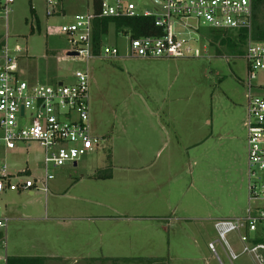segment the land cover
Listing matches in <instances>:
<instances>
[{"label": "rangeland", "instance_id": "1", "mask_svg": "<svg viewBox=\"0 0 264 264\" xmlns=\"http://www.w3.org/2000/svg\"><path fill=\"white\" fill-rule=\"evenodd\" d=\"M124 1L134 3L138 8L150 11L155 9L152 0ZM92 2L62 0L64 15L61 13L47 17L42 0H33V3L27 0L16 1L8 22L9 36L12 46L19 45L27 51L22 62V68L26 71L24 80L55 86L59 81L69 82V78L77 71H88L91 124L100 118L105 125L118 129L123 123H132L133 120L146 124L147 120L157 117H175L182 124L178 127L182 135L181 142L177 143L169 137L162 156L146 158L145 162L149 166L139 164L143 159L129 158L128 161L136 166L125 170L109 166L108 150L101 142V150L81 158L74 173L69 165L53 170L55 178L49 184L48 195L40 190L35 191L33 196L4 193L0 197V204L4 210L12 207L18 221L9 223L8 228L2 232L1 256L51 254L52 258L70 257H63L62 262L51 259L54 262L50 264H99L96 257L102 255L96 251L95 246L101 241L94 234L96 227L80 222L84 220L82 218L91 215L89 208H95L94 203L98 202L103 203L102 214L105 216L111 215L109 205L126 211L129 204L138 201L142 204L144 201H157L154 194H166L171 185L177 187L178 197L174 195V198L183 201L184 207L191 205L187 204L189 200L193 202L191 208L187 207L189 210L186 213L191 220L187 225L188 234L175 233L176 229L168 233L165 230V223H168L166 219L167 222H161L158 232L153 231V228L138 231L141 227L138 224L134 228L125 223L111 228L104 225L98 229L103 232V243L106 246L103 257L114 258L121 262L118 264H131L128 258L136 261L132 264H149L146 258L152 256L164 259L162 264H264V250L259 253L262 259L242 253L243 245L238 232H231L226 237L233 252L239 255L238 260L231 261L229 248L220 239L212 223H205L208 229L206 235L198 236L193 231L196 229L195 215L199 216L201 211L209 215L214 214L218 206L223 204H230L232 212L238 211L239 205L242 208L248 206L247 194L244 192L248 183L249 90L247 63L243 57L244 45L233 36V51L228 47L230 43H222L228 40L227 37H219L216 39L217 47L208 45L207 54L198 59H134L127 58L129 56L126 54L130 39L118 35L111 28L104 40L111 46H118L119 57L94 58L90 61L68 57L69 46L61 28L71 24L77 16L92 11ZM32 6L37 9L40 28L30 13ZM260 20L264 22V15ZM3 27L4 22H0L2 35L5 32ZM177 31L187 35L183 29ZM195 45L203 49L205 43ZM253 85L252 95L264 97V71L257 74ZM195 130L199 133L190 137ZM139 137L142 138V135ZM173 148H178L180 157L175 159L174 167L164 170ZM28 151L23 148L9 151L0 147V169L7 165L12 173H17L25 165L30 167L34 177L43 176V150L33 144ZM112 174L113 179L108 180ZM190 184L194 188L190 189L191 195L188 196ZM199 206L205 207V210L201 208L195 211ZM30 218L36 221H22ZM79 231L86 232L87 240L93 243L88 249L73 255H70L72 253L67 248L61 247V250L54 251L57 242L50 235L65 232L72 235ZM111 233L118 236L113 239L119 242L118 250L107 249ZM124 234H127L128 242L134 243L133 248H126ZM254 235L264 240L262 230ZM80 239L85 240L83 236ZM210 241L214 243L216 253L209 249ZM85 256L87 260L83 259ZM0 264H4L2 260ZM103 264L111 262L104 261Z\"/></svg>", "mask_w": 264, "mask_h": 264}, {"label": "built area", "instance_id": "2", "mask_svg": "<svg viewBox=\"0 0 264 264\" xmlns=\"http://www.w3.org/2000/svg\"><path fill=\"white\" fill-rule=\"evenodd\" d=\"M17 0H0V147L9 151L19 148L29 150L38 145L44 154V174L34 177L28 169L11 174L9 167L0 169V197L6 192L32 193L40 190L49 194V184L54 180L55 169L74 165L81 158L96 152L102 139L93 134L90 115V77L88 71H77L69 82L59 81L55 86L33 84L24 80L22 68L26 50L12 46L9 36V18ZM45 14H61V0H42ZM259 0H152L154 11L138 8L134 3L103 0L98 10L77 16L71 24L61 28L69 46L68 53L90 61L94 58H117L118 46L105 43L99 53L94 43L95 23L106 19L153 18L160 36L134 37L131 32H121L130 39L127 58L145 60H179L201 58L213 34L246 36L243 57L247 63L249 97L247 103V162L249 207L243 218L219 221L215 228L220 239L231 251L233 261L239 259L228 245L226 237L231 232L247 229L254 233L264 230V97L252 95L257 74L264 71V41L253 40L254 13ZM183 29L187 35L177 33ZM205 30V31H204ZM203 40V41H202ZM204 42L201 49L195 43ZM25 52V53H24ZM67 53V54H68ZM29 152V151H28ZM0 204V231L5 230L9 218ZM243 254L261 258L264 244L253 245L241 236ZM216 253L214 243L209 245ZM262 259V258H261Z\"/></svg>", "mask_w": 264, "mask_h": 264}, {"label": "crops", "instance_id": "3", "mask_svg": "<svg viewBox=\"0 0 264 264\" xmlns=\"http://www.w3.org/2000/svg\"><path fill=\"white\" fill-rule=\"evenodd\" d=\"M27 1L30 3H33V0H27ZM62 5L63 4L61 0L60 10H61V13L64 15ZM92 5H93V2H92ZM32 7L36 11V15L38 17L37 9H35L34 6ZM166 61H169V60H166ZM166 61H162V62H166ZM160 111L164 113V110L161 109ZM179 125H182V124L175 117H171V118L157 117V119L147 120L146 124H144L142 121L133 120L132 123H123L122 125H120V127H118V129H116L115 127H110V126L105 125V123L102 120H100V118L99 120L97 119L96 122L94 121L93 124H91L93 134L97 135L98 137L102 139L101 142L105 144V147L108 150L107 157L109 160V166L111 165L112 167L114 166L115 168H122L124 170L130 167L133 168L136 166V165L134 166L132 161H128L129 158L143 159V161L139 160L140 161L139 164H142V165L147 164V166H149L148 162H145L146 158L151 157L153 155H156L157 157L159 155L162 156V153L166 150V147H167L166 141H168L169 137L174 139V141L177 143L181 142L182 135L180 131L178 130ZM94 127H95V130H94ZM194 133H196L197 135L199 131L195 130L191 132L190 137L194 136ZM141 135H142V138L139 137ZM142 143H144L143 146H142ZM99 150H101L100 146L96 152H93L91 154L98 153ZM177 151H178V148H173L171 150V153L169 154L170 157L168 158L169 160H167L166 165H164L165 166L164 170L174 167L173 164L175 163V159L180 157V152H177ZM27 163L28 161L25 162V164ZM150 165H153V164H150ZM78 166H79V161L70 167L73 173H74V169L78 168ZM25 169H28L30 171L29 172L30 174L33 173L30 167L25 166V165L22 166V168L16 172L18 173L19 171H22ZM246 172H247V179H248L247 160H246ZM10 173L15 174V172L12 173L11 171ZM107 179L112 180L113 174ZM193 188H194L193 184H190V187L187 190L188 196L191 195L190 189H193ZM177 190H178L177 187L170 185L167 191L168 197H167V192L166 194H163V195L154 194V197L156 198L157 201L152 200L150 203H147V201H144L143 204L140 201H138L135 204L134 203L129 204L126 211L119 210L115 205H109L108 210L111 212V215H106V216L102 214V209L104 206L103 203L95 202L94 203L95 208H89V210L91 211L90 212L91 215L87 216L86 218L87 220L85 218H82L84 220H81L80 222H86L96 227V231L94 232V234L96 238L100 239L101 242L99 244L100 246L96 245L95 248L97 249L96 251H99L100 254L102 255L101 257H96L97 258L96 260L99 261L98 263L103 264L104 261L111 262V264L121 263L120 261H115L114 258L105 257V256L103 257V254H104L103 251L104 249H106V246L103 243V237H104L103 232L101 230L98 231V229L103 228L104 225H109V227L111 228V227L117 226L120 223H125V224H130L128 226H131L134 228V226L138 224L141 226L140 228H138V231H144L146 228H153L154 229L153 231L158 232L160 229L159 226L160 224H162L161 222H164V223L167 222L165 221L166 219L168 220V223L167 224L165 223V225L167 226L165 230L168 233H171V232L173 233L174 229H176L175 233H178L180 235H187L189 231L187 230V225H189L188 222L191 221L188 219V214H186L189 210L187 207L191 208L193 206V202H190L189 200L187 204L188 205L191 204V205L184 207L183 201H179L178 198H174V195L176 197L178 194ZM245 192L244 194L245 195L247 194L246 197H247V202H248V206L246 208H242L241 205H239V210L232 212L230 210V207H231L230 204H228L227 206L226 204H223V205L218 206V210L213 212L214 214L210 213L209 215H205L203 211H201V214L199 216L195 215L196 229L193 231L198 236H203V235H206V233H208V229L206 228L205 223H212L213 228L216 229L215 223L219 221H228L231 219L243 218L246 215L247 209L249 207L248 183H247ZM16 194L19 196H23L25 194H29L30 196L34 195L32 193H16ZM201 208L205 210V207L203 208L199 206V207H196L195 211ZM12 209L13 208L11 207V208H6V210H3L4 215L9 218V223L15 222L16 220L18 221V218L15 216L14 211ZM98 210H101V212L99 213ZM22 221L27 222V223H32V222H35L36 220L30 218V219H22ZM9 223H8V226H9ZM145 224L149 226H145ZM3 231L4 230L0 231V235L2 238H3L2 236ZM238 233L240 237L241 236L246 237L249 243H251L252 240L256 238L254 235L255 233H251L247 229H243L242 231ZM132 234H134V236L136 235L134 230ZM149 234H152V232ZM61 235L63 236L62 239L60 238ZM50 236H53L57 242L55 243L56 244L55 247H53V245L50 246V247L55 248L54 251L57 252L58 249L61 250L60 249L61 247L67 248L68 252L72 253L70 255L80 253L81 251H85L86 249L89 248V246H91V244H93L87 240L88 238L87 233L86 232L82 233V231L81 232L79 231L72 235H69L67 232H65V233H55ZM82 236L85 238V240L83 241L80 239ZM117 237L118 236L115 235V233H111V235L108 236L107 244L109 246H107V249H109L110 251L111 249H115V250L119 249V242L113 240L115 238L117 239ZM123 237L125 238L124 244L126 248H129L130 246L133 248L134 243L128 242V239H126L128 238L127 234H124ZM212 243L213 242L210 241L208 246ZM50 255L40 256L36 254L35 256H20V255L8 256L7 254H5V256L2 257L0 254V262L2 260L4 264H7L8 257H31V258L39 257V258L45 259L44 264H50L51 262H54V261L62 262L64 259H67L68 257H70V256H61L62 258L61 257L52 258L53 256H50ZM87 258L88 257L85 256L83 259L87 260ZM51 259H54V261H50ZM91 259L92 261L94 260V258H91ZM128 259H129L128 261L131 262V264L136 262V261H130L132 260L130 258ZM146 259H149L150 261L149 264H162V260L164 262V259L158 258L155 256H152ZM230 260L232 261L231 258ZM73 264H77V263H73Z\"/></svg>", "mask_w": 264, "mask_h": 264}, {"label": "trees", "instance_id": "4", "mask_svg": "<svg viewBox=\"0 0 264 264\" xmlns=\"http://www.w3.org/2000/svg\"><path fill=\"white\" fill-rule=\"evenodd\" d=\"M102 1L103 0H93V7L96 10H98L101 6ZM30 13L33 17L36 18V21L38 23V28H40V23H39L40 21L33 7H31ZM263 15H264V0H259L255 8L254 27H253V33H252L253 40L255 41H264V22L260 20V17H262ZM112 23H114L115 28H116V33L118 35H120L121 32H126L124 33L125 35L127 34V32H131L134 37L160 36L161 35L160 30L155 26V22L153 18L137 17V18L106 19V20H103L102 22L95 23L94 43H95L96 53H99L103 39L108 34L110 30V25ZM233 36L234 35L230 33L226 35V34H221L220 32H216L213 34V41L211 43V46H216L217 38L227 37L228 40H223L222 43L223 44H225L226 42L230 43L228 44L229 45L228 47L234 51V48H232L233 43L231 41L233 39ZM235 37L238 40L237 41L238 43H241L242 45L245 46L246 36L244 34H240V36H235ZM239 52L241 53V51ZM243 54H244V49H243ZM260 230L264 232L263 229H259L258 231L254 233L260 232ZM1 238L2 237L0 235V240ZM251 244L253 245L264 244V240H262V238L258 236L257 238L252 240ZM44 261L45 259L39 258V257L37 258L8 257L7 264H44Z\"/></svg>", "mask_w": 264, "mask_h": 264}, {"label": "water", "instance_id": "5", "mask_svg": "<svg viewBox=\"0 0 264 264\" xmlns=\"http://www.w3.org/2000/svg\"><path fill=\"white\" fill-rule=\"evenodd\" d=\"M67 56H68V57H75V56H77V53H73V52L71 53V52H70V53L67 54Z\"/></svg>", "mask_w": 264, "mask_h": 264}]
</instances>
